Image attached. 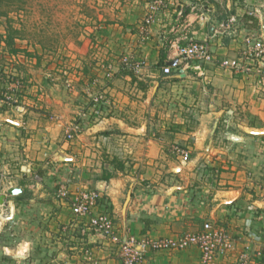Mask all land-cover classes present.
<instances>
[{"label":"crops","instance_id":"obj_1","mask_svg":"<svg viewBox=\"0 0 264 264\" xmlns=\"http://www.w3.org/2000/svg\"><path fill=\"white\" fill-rule=\"evenodd\" d=\"M117 1L108 3L117 14L107 9L100 30L64 54L91 74L77 78L63 61L52 79L30 72L18 98L0 80L12 97L0 95V264H124L130 236L194 234L207 222L233 239L211 264H238L246 250L264 264V61L247 59L245 44L248 35L264 41V0H173L154 20L148 0ZM187 38L209 41L216 63L183 62L171 44ZM225 60H244L247 71ZM96 94L107 98L102 111ZM12 187L22 193L9 195ZM60 187L98 191L92 216L108 214L117 241L59 198ZM140 264L204 263L192 246L148 252Z\"/></svg>","mask_w":264,"mask_h":264},{"label":"rangeland","instance_id":"obj_2","mask_svg":"<svg viewBox=\"0 0 264 264\" xmlns=\"http://www.w3.org/2000/svg\"><path fill=\"white\" fill-rule=\"evenodd\" d=\"M122 1L118 0L115 4L119 6L126 4ZM112 2L115 0H26L22 9H10L6 17H0L1 81L12 85L13 88H9V90L12 93L15 89L17 92L14 94L18 98L28 85L26 80L30 72H33V74L30 73L32 78L36 77L38 80L45 76L52 79L61 73L62 70L60 73L58 70L61 69L60 62L63 61L68 64L67 67L71 68L67 70L73 72L77 78H81V73L91 74L90 70L86 69L85 71L82 68H77L80 64L79 57L72 59L64 54L70 51L69 46L72 43L79 42L82 35L86 36V33H91L94 28L100 30L101 25L99 22L96 23L95 19L105 20L108 18L106 17L108 16L107 9L112 8L117 14L119 9L108 4ZM7 28H13L17 34L11 33L17 36L16 48L22 50L17 55H12L9 52L11 49L5 40L9 35ZM20 71L23 76L14 75L19 74ZM8 92L2 90L0 95H8ZM179 147L187 151L190 150L188 147L173 146L172 150L176 155H182L175 151V148Z\"/></svg>","mask_w":264,"mask_h":264},{"label":"built area","instance_id":"obj_3","mask_svg":"<svg viewBox=\"0 0 264 264\" xmlns=\"http://www.w3.org/2000/svg\"><path fill=\"white\" fill-rule=\"evenodd\" d=\"M171 5H174L173 0H148L147 8L150 20L156 19L162 11ZM178 17L183 20L184 11H179ZM234 23H236V18H231L226 25H222V29H231ZM245 44L247 45V59L258 63L264 61V41L255 38L253 35H248L245 38ZM171 47L176 49L179 58L186 64L198 62L196 69H200L202 64L216 63L209 41H197L187 38L186 45L176 46L172 42ZM123 64L134 73L140 72L141 63L133 62L129 57L124 58ZM222 65L238 74L247 71L244 60H225ZM104 70L107 78L113 77L111 68L104 67ZM163 72L165 75H171V67L165 66ZM11 100V96L4 95V102ZM92 103L102 111V108L106 106L107 98L101 94H96L92 97ZM78 132H80V124L74 125L69 130L68 138L72 139L73 134ZM175 151L182 154V156L189 154V151L180 147L175 148ZM57 196L61 199H71L72 207L78 215L91 216L90 226L93 229L117 241L115 224L112 218L105 213L92 216L93 209L96 208L101 198L98 191L84 190L71 195L66 187H60ZM192 246L199 248L204 264H211L217 255L233 248V239L227 231L215 229L210 222H207L201 232L194 234L159 239L148 236H130L122 243L120 255L124 264H140L148 252L185 250ZM238 264H257V262L251 252L246 250L240 256Z\"/></svg>","mask_w":264,"mask_h":264},{"label":"trees","instance_id":"obj_4","mask_svg":"<svg viewBox=\"0 0 264 264\" xmlns=\"http://www.w3.org/2000/svg\"><path fill=\"white\" fill-rule=\"evenodd\" d=\"M25 3H26V0H0V17H6L10 9H16V10L22 9ZM227 16L228 14L224 15L222 18L224 17L226 18ZM7 31L9 35L6 36L5 40L7 41V46L11 49L9 52L12 55H17L20 52H22V50L19 48H16L15 46V40L17 39V36L12 35L11 33L14 32L16 34V32L13 30V28H7Z\"/></svg>","mask_w":264,"mask_h":264},{"label":"water","instance_id":"obj_5","mask_svg":"<svg viewBox=\"0 0 264 264\" xmlns=\"http://www.w3.org/2000/svg\"><path fill=\"white\" fill-rule=\"evenodd\" d=\"M22 193V190L20 188H17V187H12L8 190V194L11 195V196H17L19 194ZM5 196L2 198V200H5Z\"/></svg>","mask_w":264,"mask_h":264}]
</instances>
